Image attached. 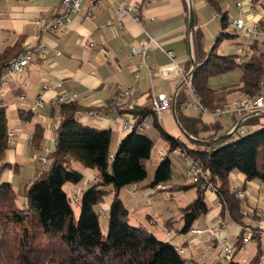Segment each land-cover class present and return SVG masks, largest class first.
Returning <instances> with one entry per match:
<instances>
[{
    "label": "trees",
    "instance_id": "trees-1",
    "mask_svg": "<svg viewBox=\"0 0 264 264\" xmlns=\"http://www.w3.org/2000/svg\"><path fill=\"white\" fill-rule=\"evenodd\" d=\"M208 2L220 15L221 31L211 49L206 50L203 31L192 29L191 58L184 70L186 73L191 70L194 90L203 105L214 111L228 105L231 102L229 96L235 90H240L244 96L261 93L264 51L253 43L254 52L240 64L235 61L236 53H219L217 49L223 37L231 39L239 35L230 27L228 13L221 10L217 0ZM25 38L20 36L13 45L0 50V79L7 72L11 60L24 50ZM236 68L242 72L238 85L214 88L209 84L212 76ZM189 97L188 88L181 81L171 100L177 122L188 142L174 136L160 124L151 102L129 110L138 123L153 116L154 126L168 145L150 185L155 187L172 181L170 153L179 149L190 160L202 163L209 173L208 183L200 179L170 188L175 191L196 188L197 191L196 198L181 208V232L188 233L197 220L209 213L208 184L216 187L215 194L222 206L218 219L224 222L229 218L238 225L256 228L262 216L254 207L252 215L249 214L250 219L247 218L244 208L250 204L246 195L244 198L239 196V191L245 192L250 181L264 183V125L237 136L219 134V121L207 123L182 109V104ZM93 110L95 107H84L74 99L60 106L61 120L46 168L40 169L34 179L16 190L10 182L2 180V173L8 167L4 160L11 144L7 104L0 100V162L3 163L0 168V264H200L186 257L185 252L180 251L181 246L160 239L143 224L133 223L130 211L120 197L124 187L147 178L146 163L154 147V141L145 133L147 130L134 128L120 140L112 153L111 129L91 126L79 118L80 113ZM20 117L29 120L33 112L20 111ZM260 118V113H253L244 123L252 126L258 124ZM42 138L43 127L36 125L32 143L38 146ZM193 143L196 146L191 145ZM75 162L86 169L97 170L96 178L81 190L78 216L65 188L67 184H78L84 178V172L75 168ZM232 173L242 174L245 183L234 186ZM111 193L114 197L108 212V233L104 234L100 215L106 216L107 212L101 206ZM244 235L246 232L241 230L235 242L234 258L226 259L228 264H241L235 256L244 248ZM252 241L257 243L258 251L243 264H257L263 253L261 236L254 234Z\"/></svg>",
    "mask_w": 264,
    "mask_h": 264
},
{
    "label": "crops",
    "instance_id": "crops-1",
    "mask_svg": "<svg viewBox=\"0 0 264 264\" xmlns=\"http://www.w3.org/2000/svg\"><path fill=\"white\" fill-rule=\"evenodd\" d=\"M238 1H242L245 5L251 2L260 4L256 9V15L252 16L248 10L243 14L248 19L252 16V18H261L264 22L262 7L264 0H217L221 10L227 11L230 20L241 14V9L236 5ZM117 2H139L143 13L142 22L136 23L132 18L125 17L120 23L117 17ZM60 11L61 0H0V50L13 45L20 36H25L24 46L44 41L48 54L46 59H36L22 73L12 75L8 84L0 89V100L7 104L9 131L13 133V143L4 160L8 163L6 168L8 173L4 175L6 169L3 171L2 180L10 182L16 190L22 189L31 181L32 174L36 177L41 169L40 156L45 153L50 154L54 149L50 136L53 133L52 112L54 110L51 101L55 97L66 95L84 107H95L98 114L93 115L91 111H85L80 113L79 118L91 126L111 129L113 153L120 140L130 132L124 131L122 127V121L128 115V112L122 108V104L131 99L123 96V99L119 100L118 97L123 95V91L129 87L135 88L131 99L134 106L148 105L153 94L156 93H165L173 99L181 81L176 77H165L163 71L170 68L173 61L185 69L191 58L193 28H200L203 31L206 50L211 49L206 45V39H210L213 35L217 38L222 28L220 18L215 17L216 8L208 0H99L94 8L95 16L92 19L87 18V1L85 0L82 8L74 14L75 22L63 34L48 33L40 39L38 37L40 29L34 24V20L39 17H53ZM109 20L112 24H109ZM148 37H154L159 43L158 46L149 47L145 58L154 72L151 73L146 66H143L139 77H135L134 71L144 57L140 53L132 56L131 46H139L140 42ZM230 40H232L233 48L227 53L235 54L241 47L242 39L237 36ZM167 50L175 52L174 60L167 55ZM221 54L226 53L221 52ZM239 83L240 79L216 87L210 85L220 88ZM45 85L49 88L45 89ZM261 93L264 94V83ZM40 97L43 98L45 106L36 108L35 102ZM242 97H245L244 94L240 90H235L229 96V101ZM20 111H31L33 117L29 120L22 119ZM173 111L164 113L159 118L160 124L168 132L176 130L175 124H178ZM184 111L188 115L201 117L207 123L219 121L221 128L218 132L225 135L238 118L234 116L215 119L196 108ZM259 113L261 115L259 123L248 128L257 129L264 125V109ZM148 121L152 126L145 133L153 141L162 138L154 126V117H149ZM36 125L43 127V138L38 146L32 143ZM177 137L184 142L189 140L183 131L181 137ZM167 149L166 143L159 151L162 158L164 155L161 151H165L166 154ZM171 153L179 156L178 154L184 152L176 149ZM185 156L188 158V163L184 172L180 171L179 177L187 179L186 173L191 160L186 154ZM148 163L149 161L146 163L147 167ZM74 166L84 172V178L78 184H67L68 195L74 188L80 190L86 188L87 180L97 176V170L86 169L79 162H75ZM156 167L150 179L146 180V178L138 183L136 193L131 192L132 185L124 187L120 192L121 199L130 211L132 222L143 224L160 239L169 240L176 246H181L185 250L186 257L193 258L200 264H228L219 245L220 239L226 238L232 241L239 232V225L231 220L234 226L229 229L228 218L223 222V228L215 225L222 208L217 195L211 191L206 192L211 209L203 216L204 228L210 229L216 226V235H211L208 231L202 234L182 233V216L160 219V215L150 208L158 198L157 192L170 189L172 185L184 183L177 182L176 174L172 173V181L165 183L166 188L158 191L150 185L154 179ZM147 170L149 176V168ZM232 176L245 181V177L240 173H232ZM254 182L255 180L249 183L256 184L259 189L260 185ZM122 191L128 194L132 204L123 199ZM170 194L171 197L167 198L173 200V193ZM107 196L111 199H106ZM107 196L101 207L109 212L114 195L111 193ZM163 198L166 197L163 195ZM247 201L250 207L255 205L257 210L263 209L261 218L263 221L264 195H260L259 198L247 197ZM182 207L184 206H180V209ZM177 225H179L178 229ZM257 251V243L250 242L238 253L243 255L241 259L235 256V260L243 264V259L250 261Z\"/></svg>",
    "mask_w": 264,
    "mask_h": 264
},
{
    "label": "built area",
    "instance_id": "built-area-1",
    "mask_svg": "<svg viewBox=\"0 0 264 264\" xmlns=\"http://www.w3.org/2000/svg\"><path fill=\"white\" fill-rule=\"evenodd\" d=\"M85 0H61V11L55 14L53 17L43 18L39 17L34 20V24L39 27V35L38 37L41 39L48 33H57L63 34L74 22L75 16L83 6ZM87 1V18H94V8L98 4L99 0H86ZM237 7L241 9V14L230 20V27L238 33V35L242 39V44L239 51L236 53L235 61L237 63H243L248 58L249 54L254 52V48L252 47L253 43H257L259 48L264 51V26H262L261 18H252L253 15H256V9L260 4H256L255 2H251L248 5H245L242 1H238L236 3ZM264 10V3L262 4ZM252 14L251 18L248 19L243 14L246 11ZM243 11V12H242ZM142 10L141 4L139 2L133 3H121L117 2V17L119 22L123 20L125 17H130L136 23L142 22ZM215 17H220L217 13ZM109 24H112V21H108ZM152 45H159L157 40L154 37H148L147 39L140 42L139 46L132 45L130 54L143 55V61L138 64L136 70L134 71L135 77H139L140 71L143 66H146L148 70L153 73L154 69L152 66L146 63L145 58L147 57V50ZM93 46V44H92ZM167 55L174 60L175 52L173 50H167ZM48 56L47 48L45 46L44 41H40L37 44H26L24 50L18 54L14 59L11 60L7 72L0 79V89L5 87L8 84L9 78L14 74L22 73L23 70L34 60L36 59H46ZM165 77L180 79L183 81L188 88V92L190 98L182 104L183 110H188L190 108H196L201 113L210 115L215 119H221L224 117H234L237 116V120L231 125L229 130L226 133V136H237L238 134H243L248 131V126L244 123V121L248 118L249 115L259 113L264 109V94L258 93L254 96H245L242 98L234 99L228 105L219 108L217 110H210L206 106L203 105L199 95L196 93L192 86L191 82V70L189 73H186L185 70L173 61L170 68H167L163 71ZM264 83V78L262 80V84ZM60 85V84H59ZM45 89H48V85L44 86ZM135 93L134 87H129L123 91V95L119 96L118 99L122 100L123 96L130 97ZM128 100L122 104V108L128 112L127 117H125L122 121V127L124 131H132L134 128H137L139 131H146L149 129L152 124L145 119L141 122H137V119L133 114L129 112L134 105L133 100ZM70 100L66 95H59L55 97L51 101V105L53 106L55 112L53 115V133L50 136L51 143L54 144L56 139V130L59 126L61 120V111L60 106L64 103H68ZM171 98L168 97L165 93H156L153 94L151 99L152 110L155 116L159 119L164 113L172 112L174 109L172 108ZM45 106L44 100L40 97L35 102L36 108H43ZM93 115L98 114L97 111H91ZM174 115L175 112L173 111ZM176 117V116H175ZM9 143H13V133L9 131ZM162 155H165V151H161ZM48 153L41 155L39 160L41 162V169H45L48 162ZM3 166V163L0 162V168ZM186 177L190 182H197L200 179H203L205 183L209 181V173L205 170L204 165L198 161H192L190 163L189 169L186 173ZM94 180V177H91L87 180V185ZM166 188L164 183H159L155 186V189L158 191ZM138 190V184L135 183L132 185L131 192L136 193ZM207 191H211L216 193L217 189L212 184H208ZM239 196L241 198L245 197V192L239 191ZM81 197V190L79 188H74L70 190L69 199L72 204L77 205L79 203V199ZM104 214V212H102ZM244 214L249 218V214L244 212ZM259 215H263V209L258 210ZM216 226L223 228V222L220 219L216 220ZM216 226L211 227L210 229L202 230L199 227H193L189 230V233L192 234H202L204 232H210L211 235H216L217 229ZM256 228L247 225L241 224L239 225V232L244 230L246 235L243 237V245L250 243L252 241V236L254 234H258L261 236L263 240V253L258 260L257 264H264V220H260L259 223L255 225ZM239 232L234 236L232 241H228L226 238L220 239V248L222 250V254L225 259L231 260L234 258V254L236 251L235 242L237 241V236ZM169 237H171V233H169ZM181 252H185L184 248H180ZM243 263H247L246 259H243Z\"/></svg>",
    "mask_w": 264,
    "mask_h": 264
},
{
    "label": "rangeland",
    "instance_id": "rangeland-1",
    "mask_svg": "<svg viewBox=\"0 0 264 264\" xmlns=\"http://www.w3.org/2000/svg\"><path fill=\"white\" fill-rule=\"evenodd\" d=\"M215 40H216V35H213L210 39H206V45L209 46V49L213 46L212 44H214L213 42H215ZM231 43H232V40H230L229 38L223 37L222 41L220 42V44L218 46V49H217L218 52L219 53L225 52L226 54H228L227 52L231 51L232 48H233ZM240 75H241L240 68H236V69H234L232 71H229L227 73L216 75V76H212L209 79V84H211L212 86L216 87V86H220L222 84L231 82L232 80L233 81L234 80L238 81L240 79ZM9 116H11V115H9ZM12 118L13 117H11V119ZM175 125H176V130H171L170 132L172 134H174L176 137L177 136L181 137L182 130H181L179 124H175ZM248 130L253 131L255 129L248 128ZM166 143L167 142L163 138H159L158 140H154V147L152 149L151 157L148 160L149 163H148V167H147V168H149V176L147 175V179L146 180H148V179H150L152 177V174L154 172L153 171L154 168L156 167V165L159 162V160L162 158V156L160 155L159 151L163 148V146L166 145ZM191 145H193V146L195 145L196 146V144H194V143L191 144ZM111 150L112 151L114 150V144H112ZM178 155L179 156H175V155H173V153L170 154V158H171V161H172V170H173V173H175L176 176H177V178L175 180L177 182H181V183L182 182L188 183L190 181L188 180L187 177H186L187 179H185L182 176L179 177L180 176L179 175L180 171L183 173L185 168H186V166H187L188 158L185 156L184 153L183 154L181 153V154H178ZM7 173H8V170L6 169L4 171V175H6ZM31 178L32 179L35 178L33 174L31 175ZM231 179L233 180L232 184L237 185V186H242L245 183L244 180H241L239 178L235 179L234 176H232ZM254 183H258L260 185V188L258 189L256 187L257 186L256 184H250L249 182H247L245 195L247 197L253 196L255 198H259L260 195L261 196L264 195V183H262V182H260L258 180H255ZM65 188H66V191L68 192L69 189H68L67 185L65 186ZM196 192H197L196 188H191V189H188L186 191H178V192H173L170 189L163 190L161 192H157L158 193L157 194L158 198L154 201V204L150 208L153 211L157 212V214L160 215V219H166L168 217L176 218V217L182 216V212H181L180 206H185L188 203H190L192 200H194V198L196 196ZM170 193H173V196H174L173 200H169L167 198V197H171ZM163 195L166 198H163ZM121 196L123 197V199L125 201H128V202L131 203L128 194H126V193L124 194V192H123L121 194ZM156 197H154V198H156ZM107 198H109V196H107L106 199ZM109 199H111V198H109ZM73 206H74V209H75L76 216H78V214L80 212V208H79V206L74 205V204H73ZM251 206L256 207L255 205H251ZM246 207H245L246 209L244 208V212L252 215V208L253 207H250V206H246ZM203 218L204 217H202L199 220H197L194 227L201 226V227H203L201 229L205 230V228H204L205 225H204V222H203L204 221ZM248 219H250V218H248ZM107 221H108V211H107V215L106 216L100 215V222H101L102 230H103L104 234L108 233V223H107ZM227 225H228L229 229H232L233 226H234V223L228 218ZM178 227H179V225L176 226L177 229H178ZM251 242L255 243V241H251ZM242 256L243 255L237 254L236 258L237 259H241Z\"/></svg>",
    "mask_w": 264,
    "mask_h": 264
},
{
    "label": "water",
    "instance_id": "water-1",
    "mask_svg": "<svg viewBox=\"0 0 264 264\" xmlns=\"http://www.w3.org/2000/svg\"><path fill=\"white\" fill-rule=\"evenodd\" d=\"M193 23V22H192ZM191 23V27L193 26V24ZM203 144H207V141H201Z\"/></svg>",
    "mask_w": 264,
    "mask_h": 264
}]
</instances>
